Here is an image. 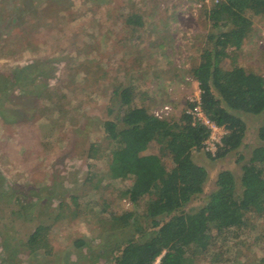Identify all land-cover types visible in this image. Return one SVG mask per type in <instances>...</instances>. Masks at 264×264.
Masks as SVG:
<instances>
[{"label":"rangeland","instance_id":"obj_1","mask_svg":"<svg viewBox=\"0 0 264 264\" xmlns=\"http://www.w3.org/2000/svg\"><path fill=\"white\" fill-rule=\"evenodd\" d=\"M214 0H0V264H116L113 255L133 226L117 227L111 213L134 211L118 198L130 179H105L109 149L102 123L112 117L113 90L132 85L134 105L148 111L171 107L179 118L198 96L190 68L207 46L206 9ZM129 13L143 25L125 22ZM252 29L232 59L248 71L264 72V17L251 16ZM243 145L210 159L203 150L192 159L208 173L204 192L187 209L200 206L217 174L241 165L260 142V115L241 114ZM91 143L97 157H88ZM166 167L169 158L155 144ZM244 158L238 161L239 154ZM102 176V181L96 183ZM138 213V214H137ZM247 226L215 234L211 250L191 264H264V212L248 214ZM44 227V246L29 250L27 238ZM81 240V246L74 241ZM159 259L154 264H157Z\"/></svg>","mask_w":264,"mask_h":264},{"label":"trees","instance_id":"obj_2","mask_svg":"<svg viewBox=\"0 0 264 264\" xmlns=\"http://www.w3.org/2000/svg\"><path fill=\"white\" fill-rule=\"evenodd\" d=\"M254 15L264 17V0H217L205 11L211 28L207 46L189 72L198 84L203 113L228 131L214 155L204 151L210 159L221 158L243 145L247 124L242 113L264 112V72L248 71L235 59L229 68L222 66L223 60L242 46L252 29ZM125 22L141 27L143 18L129 13ZM136 95L132 85L116 87L108 108L113 115L102 123L109 149L103 177L111 182L131 180L120 189L118 198L134 206L143 200L140 216L147 223L141 224L134 211L111 213L113 225L133 226L131 235L114 249V261L154 264L159 259L157 264H191L190 256L196 254L210 255L213 262L221 260L222 255L211 250L215 244L212 230L215 234L238 231L247 226L248 214L264 212V122L257 130L260 143L241 165L239 176L230 170L220 171L200 206L187 209L203 194L208 179L207 170L194 162L192 152L203 150L209 130L199 122L193 123L187 112L193 108L192 102H187L179 118H158L145 106L133 104ZM152 144L169 158L170 167L165 166L159 154L149 151ZM97 151L98 145L91 143L88 157L95 159ZM243 158L240 153L238 161ZM101 181L102 176L96 183ZM43 231L39 225L27 238L30 251L45 245ZM74 244L81 246L83 241L75 240Z\"/></svg>","mask_w":264,"mask_h":264},{"label":"built area","instance_id":"obj_3","mask_svg":"<svg viewBox=\"0 0 264 264\" xmlns=\"http://www.w3.org/2000/svg\"><path fill=\"white\" fill-rule=\"evenodd\" d=\"M216 1L217 0H214V2ZM199 93L200 90H198V96L193 99V101H191L192 103H194L193 108H189L187 112L191 114L193 123L199 122L209 130L207 138L203 141V151L209 152L211 155H214L217 147L221 145V138L228 131L224 126L215 124L203 113L200 107ZM170 112L171 107L168 105H163L151 111V113L158 118L167 117L169 116Z\"/></svg>","mask_w":264,"mask_h":264}]
</instances>
